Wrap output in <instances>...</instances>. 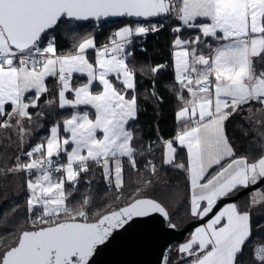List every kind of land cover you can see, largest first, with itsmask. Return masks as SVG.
<instances>
[{
  "label": "snow or ice",
  "instance_id": "6c2138e0",
  "mask_svg": "<svg viewBox=\"0 0 264 264\" xmlns=\"http://www.w3.org/2000/svg\"><path fill=\"white\" fill-rule=\"evenodd\" d=\"M110 18L136 22L120 27L108 44L97 47L89 33L73 46L74 52L58 54L51 32L60 24ZM153 18L174 19L177 34L187 29L199 33L174 40L178 99L183 103L178 116L186 127L166 142L162 163L173 164L178 149L186 147L191 162L189 212L198 220L209 219L178 252L190 258L186 264H264V246L250 248L256 230L252 217L261 214L253 210L264 209V188L247 205L233 202L214 211L221 200L264 183V147L255 156L237 155L224 127L239 115L251 129L252 142L264 144V0H0L3 138L11 142L6 132L13 130L19 144L25 142L33 117L45 114L37 111L41 97L49 110H73L54 123L49 136L21 149L26 160L18 153L10 163H0V179L27 173V210L35 217L30 228H20L14 243H0V264H91L137 218L158 214L168 219L169 228L177 227L165 199L132 196L124 206L106 211L96 207L91 195L76 196L81 181L91 187L88 174L94 168L117 191L125 186L126 166L140 185L137 193L159 177L151 160L138 164L144 152L134 144L133 131L142 109L131 46L135 37L163 27L140 23ZM89 50L95 54L93 61ZM74 74L86 76V81L73 86ZM49 78L56 81L52 87ZM81 106L94 111L90 115ZM244 134L249 136L248 131ZM143 147L150 155L151 146ZM214 167L218 170L209 171ZM15 212L0 210V224Z\"/></svg>",
  "mask_w": 264,
  "mask_h": 264
},
{
  "label": "trees",
  "instance_id": "16d2710c",
  "mask_svg": "<svg viewBox=\"0 0 264 264\" xmlns=\"http://www.w3.org/2000/svg\"><path fill=\"white\" fill-rule=\"evenodd\" d=\"M152 21L167 22V20L152 19L150 21L141 20L140 23L146 24ZM135 22L136 19L134 18H117L100 22L71 21L70 23L60 24L51 32V35L55 36L59 53H72L75 51L73 46L89 33L95 37L96 45L101 46L110 42L111 34L122 25L127 23L134 25ZM177 24L178 22L173 20L169 25L164 24L159 31L149 33L146 36H137L131 46L134 54V59L131 63L137 68L136 94L142 109L138 119L133 123V131L137 137L134 144L144 152V156H138L137 161L138 164L143 165L147 160H151L159 170V177L155 180L153 186L144 187L142 191L137 193V188L140 185L136 183L135 174L126 166L125 186L117 191L115 187L109 189L101 175V170L94 168L88 174V178L92 180L91 187L89 188L81 181L80 190L76 196L77 200H79L83 195L89 194L92 196L96 207L106 211L116 210L124 206L130 202L129 198L132 196L165 199L171 204L173 213L170 217L171 221L181 227L194 218L189 212L190 176L188 173V153L186 148L180 147L178 149L173 164L162 163L166 158V142L175 139L177 134L186 127L183 122H178L176 118L177 111L183 106L182 101L178 99L181 95V86L176 79L173 59L174 40L178 35L174 33L173 28ZM194 32L197 31L188 29L183 30L179 35ZM209 43H212L213 46L215 45V42L210 39ZM93 54L94 52L91 50L89 55H91L92 59H94ZM159 65L164 67L154 74L152 69ZM85 81L86 76L74 74L72 83L73 86H78ZM55 83L56 81L53 78L49 79V87H52ZM117 86L119 87V85ZM153 93H155V96ZM184 95L185 98H189L186 92ZM44 99L42 97L40 106V111L45 113L40 118L42 126L33 133L32 139L26 143L25 149L47 137L54 123L57 121L62 122L63 118L70 115L73 111L72 109L58 108L49 110L43 105ZM253 107L256 106L253 105ZM225 131L235 146L237 155L255 156L258 155L259 149L264 147V144L252 142L251 129L239 115L225 122ZM245 131L249 132V136L244 134ZM144 145L151 146L150 155L148 154V149L143 147ZM178 164H183L185 167H176ZM215 170L218 169L214 167L211 171L214 172ZM141 171L143 172L142 168ZM5 188V186H1L2 190ZM262 188H264V185L260 187V189ZM3 194L0 192V210L8 211L16 208V212L8 216L7 222L0 224V243L6 242L9 244L13 241L16 234L17 236L19 235L18 227H21L22 223L28 217H33V215L27 210L26 201L29 192L26 186L21 191L9 192L4 198ZM251 194L252 192L244 195L236 203L238 205H247ZM117 196H120V199H116ZM77 200H73L72 203H77ZM253 211L261 214L253 215L252 217L253 227L256 229L252 233L253 240L250 241L252 250L255 244L264 242V209H254ZM178 244L179 242H176L172 246L167 264H186V261L190 259L178 252Z\"/></svg>",
  "mask_w": 264,
  "mask_h": 264
},
{
  "label": "water",
  "instance_id": "95a60500",
  "mask_svg": "<svg viewBox=\"0 0 264 264\" xmlns=\"http://www.w3.org/2000/svg\"><path fill=\"white\" fill-rule=\"evenodd\" d=\"M114 19L117 18L105 21ZM263 185L264 183H261L249 189H241L236 196L218 202L214 211L218 212L227 203L237 202L244 195ZM208 219L205 217L198 220L194 217L181 227L175 223L177 227L173 229L167 226L168 219L158 214L150 218H137L130 227L121 230L109 245L102 247L93 257L91 264H167L172 246L176 242L186 241L189 233L206 223Z\"/></svg>",
  "mask_w": 264,
  "mask_h": 264
},
{
  "label": "crops",
  "instance_id": "0c3cea01",
  "mask_svg": "<svg viewBox=\"0 0 264 264\" xmlns=\"http://www.w3.org/2000/svg\"><path fill=\"white\" fill-rule=\"evenodd\" d=\"M127 24H130V23H127ZM125 25V24H124ZM124 25H122L121 27H123ZM176 26H178V24L177 25H175L174 27H176ZM188 30V29H187ZM199 33L198 32H194V33H191V34H186V35H179L180 36V38L181 39H189V38H191V37H193V36H195V35H198ZM215 46V45H214ZM97 47H100V46H97ZM178 49H174V52H173V59H174V67H175V75H176V79H177V77H178V75H179V73H178V71H177V69H176V64H175V51H177ZM91 50H89L88 51V58H89V60L90 61H93L94 59H95V54H93V57H94V59H92L91 58V55H89V52H90ZM60 54H68V53H60ZM80 75V74H79ZM50 79V78H49ZM49 79H48V81H47V83H48V85H49ZM177 81H178V79H177ZM179 82V81H178ZM83 83V82H82ZM81 84V83H80ZM79 84V85H80ZM78 85V86H79ZM190 98V97H189ZM41 99H42V97H41ZM82 108H83V110H85V111H89V113H90V115H91V113L94 111L93 109H91L90 108V106H82ZM181 110V108L177 111V115H176V118H177V121L178 122H182L181 120H180V118H179V116H178V113H179V111ZM37 111H40V108L39 109H37ZM41 118V117H40ZM40 118L39 119H37L35 116L33 117V120H34V123L33 124H31V125H29L28 127L30 128V131H31V135H29V136H27L26 138L28 139V140H30L29 139V137L32 139V136H33V133L35 132V131H37V130H39L40 128H41V126H42V123H41V120H40ZM226 122V121H225ZM224 127H225V125H224ZM184 130V129H183ZM182 130V131H183ZM181 131V132H182ZM181 132H179V133H181ZM226 132V131H225ZM6 134L8 135V136H10V138H11V142H9V140H7V139H4L3 137H4V135H5V133H3V132H0V150H3V151H1V153H0V163H4V162H8V163H10L11 162V160L14 158V156L13 155H9L8 154V156L7 157H4V154H5V152H12V151H21V149H25V146H26V143H28L26 140H25V142L22 144V145H20L19 144V140H18V136H17V134L15 133V131H13V130H7V132H6ZM49 136V135H48ZM184 148H186V147H184ZM187 150V149H186ZM22 152V151H21ZM20 152V155H21V159H23V154ZM19 153V152H18ZM190 164H191V162H190V159H189V157H188V173H189V176H190ZM212 169H210L209 171H211ZM216 171V170H215ZM11 176V175H10ZM25 176V175H24ZM28 177L27 176H25V177H23V175L21 174V175H15V176H13V177H8L7 179H6V185H8V187L10 188V186L12 185V184H17L18 185V187L20 186V188L22 187V185H21V180L23 179V180H25V182H26V179H27ZM10 180H12L11 182H9ZM1 186H5V185H3L2 183H0V189H1ZM13 187V186H12ZM11 187V188H12ZM18 187H14L15 189L16 188H18ZM19 188V189H20ZM18 189V190H19ZM12 191H16V190H12ZM228 204H230V203H227V204H225L220 210H222L224 207H226ZM208 222V221H207ZM205 224V223H204ZM204 224H202V225H200V226H198V227H201V226H203ZM198 227H196V228H198ZM195 228V229H196ZM195 229L190 233V236L186 239V241H184V242H182V243H180V245H182V244H184V243H186L188 240H189V238L192 236V234L194 233V231H195Z\"/></svg>",
  "mask_w": 264,
  "mask_h": 264
},
{
  "label": "rangeland",
  "instance_id": "374dc122",
  "mask_svg": "<svg viewBox=\"0 0 264 264\" xmlns=\"http://www.w3.org/2000/svg\"><path fill=\"white\" fill-rule=\"evenodd\" d=\"M117 31V30H116ZM116 31H114L113 33H115ZM112 33V34H113ZM112 34H111V38H113L112 37ZM109 43V42H108ZM105 44H107V43H105ZM1 137V136H0ZM29 139H31L30 137H29ZM26 141L27 142H30V140H28L27 138H26ZM24 150V149H23ZM1 151H3V150H0V153H1ZM167 147H166V154H167ZM18 152L20 153L21 151H12V152H5V154H4V157H7L8 156V154L9 155H13L14 157L18 154ZM22 153V152H21ZM24 175H25V173H23ZM22 174V175H23ZM17 175H21V174H17ZM23 175V177H25ZM8 177H13V176H8ZM7 177V178H8ZM12 180H10L9 182H11ZM0 183H2L3 185H5V189L4 190H2V189H0V192H2V193H4L3 194V198L9 193V192H11L12 190H16V191H21L22 189H23V187L24 186H26V182H25V180H21V185H22V187L20 188V186L18 187V185L17 184H12L11 186H10V188L8 187V185H6V180H4V179H0ZM13 186V187H12ZM12 187V188H11ZM14 187H18V188H14ZM20 188V189H19ZM19 189V190H18ZM260 188H258V189H255V190H253L252 191V194H251V196L254 194V195H256V196H259L260 195ZM35 219V217L33 216V217H28L27 219H26V221L24 222V223H22L23 225L21 226V227H24V228H30L31 226H32V221ZM21 227H18L19 228V230H20V228ZM19 236V235H18ZM15 237H17V234L15 235ZM15 242V238L13 239V241L11 242V243H9V244H12V243H14ZM179 246H180V243L178 244V249H179Z\"/></svg>",
  "mask_w": 264,
  "mask_h": 264
},
{
  "label": "built area",
  "instance_id": "2783aa9c",
  "mask_svg": "<svg viewBox=\"0 0 264 264\" xmlns=\"http://www.w3.org/2000/svg\"><path fill=\"white\" fill-rule=\"evenodd\" d=\"M174 19H169V20H167V22L166 23H162L163 25L164 24H170L172 21H173ZM147 23H149V22H147ZM146 23V24H147ZM151 23H161V22H158V21H152ZM149 33H152V32H149ZM148 33V34H149ZM146 36V35H145ZM112 37H113V34H112ZM108 44V43H107ZM58 54H60L59 52H58ZM32 146V145H31ZM31 146H29V147H27L26 149H25V151L28 149V148H30ZM27 158L26 157H24L23 156V159L22 160H26ZM25 175L27 176V173H25ZM28 177V176H27ZM259 246H264V242H260V243H257V244H255V246H254V248H253V251H254V249L256 248V247H259Z\"/></svg>",
  "mask_w": 264,
  "mask_h": 264
},
{
  "label": "bare ground",
  "instance_id": "6f19581e",
  "mask_svg": "<svg viewBox=\"0 0 264 264\" xmlns=\"http://www.w3.org/2000/svg\"><path fill=\"white\" fill-rule=\"evenodd\" d=\"M77 26V25H76ZM62 28V27H61ZM78 29V28H77Z\"/></svg>",
  "mask_w": 264,
  "mask_h": 264
}]
</instances>
